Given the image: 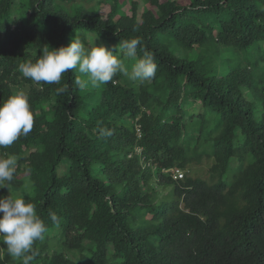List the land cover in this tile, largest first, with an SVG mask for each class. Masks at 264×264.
I'll list each match as a JSON object with an SVG mask.
<instances>
[{
  "label": "trees",
  "instance_id": "16d2710c",
  "mask_svg": "<svg viewBox=\"0 0 264 264\" xmlns=\"http://www.w3.org/2000/svg\"><path fill=\"white\" fill-rule=\"evenodd\" d=\"M84 1L0 0V104L23 89L34 116L0 155L48 229L30 264H264V0ZM77 35L113 54L140 38L119 58L131 70L142 47L155 78L73 91L75 70L51 85L17 71ZM6 247L0 264H22Z\"/></svg>",
  "mask_w": 264,
  "mask_h": 264
},
{
  "label": "clouds",
  "instance_id": "9594fccd",
  "mask_svg": "<svg viewBox=\"0 0 264 264\" xmlns=\"http://www.w3.org/2000/svg\"><path fill=\"white\" fill-rule=\"evenodd\" d=\"M97 40V39H96ZM138 46H142L140 38L120 40L118 52L101 45L85 46L79 35L72 39L67 47L52 49L49 46L42 47V55L33 62L27 60L18 65L17 71L23 78L30 79L36 85L59 84L62 75L69 70H75L73 91L77 88L85 91L89 88L96 89L101 85L113 81V77L120 73L130 81L136 83L151 82L156 75L157 65L150 52H144L143 57L138 59L131 67L126 66L124 59L135 58ZM68 85L56 88L57 94L66 92ZM34 116L31 110L29 97L23 89H17L0 104V149L11 146L18 138L27 136L33 129ZM101 137H110L112 130L106 127L98 129ZM139 138L141 127L136 126ZM140 151V149H139ZM18 157L14 154L0 155V188L7 187L10 195L0 197V241L5 244L6 251L14 260L22 261V264L30 262L39 255L34 248L37 241L44 238L47 227L36 212V206L30 200H25L22 194L13 195L11 182L17 171ZM176 170L173 168L166 172L171 173L173 180ZM185 176V174H184ZM182 180V179H181ZM53 223H58L55 212H49Z\"/></svg>",
  "mask_w": 264,
  "mask_h": 264
},
{
  "label": "rangeland",
  "instance_id": "374dc122",
  "mask_svg": "<svg viewBox=\"0 0 264 264\" xmlns=\"http://www.w3.org/2000/svg\"><path fill=\"white\" fill-rule=\"evenodd\" d=\"M98 1H103V0H86L82 3V5L86 8V10H91L93 9V6H95L96 4H98ZM110 1V0H109ZM126 1L127 4L122 8V13L123 14H128V15H132V9H131V5L133 1H137L139 3V8H140V12H142V9H144L147 4L146 0H123ZM3 213H0V218H2Z\"/></svg>",
  "mask_w": 264,
  "mask_h": 264
},
{
  "label": "built area",
  "instance_id": "2783aa9c",
  "mask_svg": "<svg viewBox=\"0 0 264 264\" xmlns=\"http://www.w3.org/2000/svg\"><path fill=\"white\" fill-rule=\"evenodd\" d=\"M183 178H184V174L181 171L176 170L174 173V179L181 180Z\"/></svg>",
  "mask_w": 264,
  "mask_h": 264
}]
</instances>
